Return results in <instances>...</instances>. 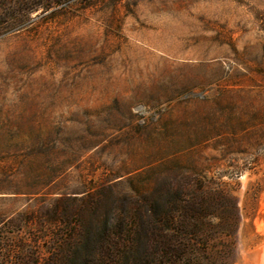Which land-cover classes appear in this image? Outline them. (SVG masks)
Wrapping results in <instances>:
<instances>
[{
	"label": "rangeland",
	"instance_id": "374dc122",
	"mask_svg": "<svg viewBox=\"0 0 264 264\" xmlns=\"http://www.w3.org/2000/svg\"><path fill=\"white\" fill-rule=\"evenodd\" d=\"M45 4L0 14V264H98L202 186L238 210L196 256L264 264V0Z\"/></svg>",
	"mask_w": 264,
	"mask_h": 264
},
{
	"label": "trees",
	"instance_id": "16d2710c",
	"mask_svg": "<svg viewBox=\"0 0 264 264\" xmlns=\"http://www.w3.org/2000/svg\"><path fill=\"white\" fill-rule=\"evenodd\" d=\"M47 1L0 0V14L18 6L26 14L46 10ZM10 16L16 20L15 14ZM4 22L0 18V24ZM167 196V209L160 211L158 201L152 197L150 209L131 214L132 225L127 219H120L113 230L107 227L102 239L104 254L98 264H229L228 260L215 259L208 253L207 257L196 256L199 241L195 240L201 237L203 243H208V230L212 233L234 231L238 210L234 197L224 190H207L205 186L198 191H179ZM232 219L233 226H230ZM227 222L230 230L225 226ZM51 264L62 262L59 259ZM70 264L75 263L70 261Z\"/></svg>",
	"mask_w": 264,
	"mask_h": 264
},
{
	"label": "bare ground",
	"instance_id": "6f19581e",
	"mask_svg": "<svg viewBox=\"0 0 264 264\" xmlns=\"http://www.w3.org/2000/svg\"><path fill=\"white\" fill-rule=\"evenodd\" d=\"M261 229L264 231V226H262Z\"/></svg>",
	"mask_w": 264,
	"mask_h": 264
}]
</instances>
